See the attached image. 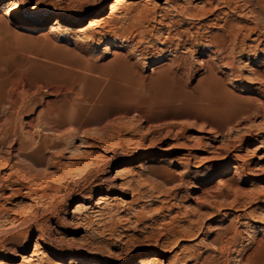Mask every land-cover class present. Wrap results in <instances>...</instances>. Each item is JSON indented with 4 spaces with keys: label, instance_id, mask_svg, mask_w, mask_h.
<instances>
[{
    "label": "rangeland",
    "instance_id": "374dc122",
    "mask_svg": "<svg viewBox=\"0 0 264 264\" xmlns=\"http://www.w3.org/2000/svg\"><path fill=\"white\" fill-rule=\"evenodd\" d=\"M112 2L0 0V261L264 264V0Z\"/></svg>",
    "mask_w": 264,
    "mask_h": 264
},
{
    "label": "bare ground",
    "instance_id": "6f19581e",
    "mask_svg": "<svg viewBox=\"0 0 264 264\" xmlns=\"http://www.w3.org/2000/svg\"><path fill=\"white\" fill-rule=\"evenodd\" d=\"M123 2V0H113V2L111 3V4H109V7H108V9H109V11H110V14H113L114 12H115V9H116V7L119 5V4H121ZM19 8V4L17 3V2H15V3H12L11 5H10V7L8 8V11L5 13V15L6 16H10L11 15V13L12 12H14V11H16L17 9ZM100 21H101V19H99V18H91V19H89V21L87 22V27H95V26H97L99 23H100ZM71 23V22H70ZM53 28H60L61 26H62V23H61V21H59V20H53ZM66 24H69V23H66ZM209 42V41H208ZM31 124V123H30ZM29 124V125H30ZM31 127L30 128H33V126H32V124L30 125ZM43 127V126H42ZM3 129V128H2ZM53 130V129H52ZM29 132V131H28ZM28 132H27V134H28ZM46 140V139H45ZM52 145V144H51ZM22 146V145H21ZM17 155V154H16ZM45 157V156H44ZM236 158H238V159H241V157H239V156H237ZM259 160L260 161H264V155L263 156H260L259 157ZM238 166V165H237ZM236 166V167H237ZM248 169V168H247ZM260 169V168H259ZM258 169V170H259ZM18 170H20L19 168H18ZM261 170V169H260ZM248 171L250 172V169H248ZM263 171V170H262ZM26 172V171H25ZM253 172V171H252ZM24 174V173H23ZM25 177V176H24ZM37 182V181H36ZM29 185V184H28ZM238 185V184H237ZM31 186V185H30ZM228 186V188H229V185H227ZM238 187H240V186H238ZM12 188V187H11ZM23 190H25V193L24 194H26L25 196L23 195V194H21V192L23 191ZM236 191H238V192H241L242 194H249V193H245L244 191H242L241 190V188H237V190ZM14 195H17V196H20V198L21 199H26L28 196H30V195H32V190L28 187V186H26L25 187V185H23V186H20L16 191H14ZM35 196V195H34ZM222 198L223 199H228V196L227 195H224V196H222ZM105 198L104 197H101L100 198V201H103ZM104 202V201H103ZM98 203H100V202H98ZM212 204V203H211ZM83 208V205L82 204H79L78 206H77V208H76V210H81ZM75 212V211H74ZM1 213V212H0ZM1 215V214H0ZM41 252V248H40V246L39 245H36L35 246V250H34V252H33V254H34V256L35 255H37L38 253H40ZM154 255H147V254H144V255H142L141 257H139L138 258V260L134 263V264H156L157 262H156V259H155V257H153ZM22 262L24 263V264H28V263H30V260H29V257L28 256H25V257H23V259H22ZM0 264H4L3 262H1L0 261ZM54 264H60V263H58V262H54Z\"/></svg>",
    "mask_w": 264,
    "mask_h": 264
}]
</instances>
